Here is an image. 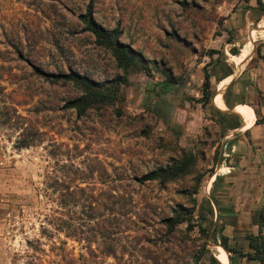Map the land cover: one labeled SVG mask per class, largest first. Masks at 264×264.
<instances>
[{
    "label": "rangeland",
    "instance_id": "374dc122",
    "mask_svg": "<svg viewBox=\"0 0 264 264\" xmlns=\"http://www.w3.org/2000/svg\"><path fill=\"white\" fill-rule=\"evenodd\" d=\"M218 1L0 0V264H230L221 246L227 224L216 213L241 193L260 210L247 243L264 241V187L234 186L243 173L231 168L239 157L227 155L240 116L198 102L199 64L210 62V46L221 51L206 42L211 21L223 28ZM89 6L137 52L128 74L81 20ZM263 46L254 43L256 59ZM251 50L243 47L247 58ZM222 71H212L215 92ZM69 73L106 94L127 81L113 101L79 116L65 104L82 86L54 76ZM242 108L256 117L252 106ZM190 156L187 174L142 181ZM177 216L189 221L171 227ZM234 240L227 238L230 250L243 247ZM239 251L234 261L256 264L253 250Z\"/></svg>",
    "mask_w": 264,
    "mask_h": 264
},
{
    "label": "crops",
    "instance_id": "0c3cea01",
    "mask_svg": "<svg viewBox=\"0 0 264 264\" xmlns=\"http://www.w3.org/2000/svg\"><path fill=\"white\" fill-rule=\"evenodd\" d=\"M262 1L264 3V0ZM214 7L217 17L222 20L223 28L219 27L216 21H211L213 26L209 29L211 32L208 33L206 42L209 46L212 43L222 44L221 51L216 46H210L212 47L211 50L220 51L222 53L221 58L233 72L226 77H221V79L216 77V92L211 108L213 107L212 109H215L216 113L227 114L231 112L240 116V124L232 128L236 131L234 137L237 140L229 141L231 154H227L239 157L238 163L232 165L231 168L241 170L243 173L238 175L234 186L264 187V52L263 56L258 59L255 58L253 52L254 43H264V11L259 8L257 0H219ZM239 42H242L243 47L246 44H252V50L248 58L243 52V47L238 45ZM227 46L231 47L230 52ZM236 47H238V53L233 54L232 49ZM215 55L213 59L209 56L210 62H202L199 67H202L203 71L207 67L213 73L214 67L218 66L215 61L219 54ZM221 74L225 73L222 71ZM230 76L231 78L227 80ZM229 91L233 94L232 99H228L227 94ZM226 99L231 107L228 106ZM243 104L252 106L256 117L252 111L243 109ZM220 105L225 106L226 110L219 108ZM237 105L239 108L235 110ZM201 107L205 108L202 104ZM244 118L251 121L248 122L249 126L245 127ZM258 120L260 121L257 122ZM232 135L233 133H230L225 139H229L227 137ZM249 154L254 159L248 161ZM235 172L236 170L233 173ZM228 198L234 204H220L216 213L217 219L222 220L223 218L227 224L221 235L227 238L234 237V243H242L243 247L246 248L247 246L249 250H252L250 243H247L246 232L255 233V228L258 226L260 210L255 202L256 197L241 193ZM251 202L255 203L253 207L249 205ZM243 203L246 205L242 207L241 204ZM234 232L237 237L234 236ZM243 247L238 246V249L234 248L231 249L232 251L227 252L230 264H249L248 261L244 262V259H241L242 256L239 260L234 261L236 254L233 253H240L239 250H242ZM251 261L259 264L258 260L251 259Z\"/></svg>",
    "mask_w": 264,
    "mask_h": 264
},
{
    "label": "trees",
    "instance_id": "16d2710c",
    "mask_svg": "<svg viewBox=\"0 0 264 264\" xmlns=\"http://www.w3.org/2000/svg\"><path fill=\"white\" fill-rule=\"evenodd\" d=\"M259 8L261 11H264V4L262 0H257ZM81 20L86 24V27L89 31H91L97 38V42L110 49L115 58L117 59L119 65L123 68L125 74L129 73V69L133 66L134 61L137 59L138 54L135 52V50L130 47L129 45L123 43L120 40V34L118 28L115 29H107L101 24L97 23L93 18V9L92 6L88 7V11L80 16ZM233 54H237L238 50L232 49ZM215 54H219V57L215 61L217 65H224V73L218 79H221V77H226L230 74H232V69L223 61L221 58L222 53L218 50H210L209 56L211 59H213ZM146 73H148L149 66H147L143 62V68ZM215 75L214 73H211L207 67L204 68V81L202 85V97L198 99V102L202 104L203 107H206L210 102H212L215 91L212 85V76ZM56 78L60 79H70L75 81L79 86H82L84 94L81 96L72 99L68 101L65 104L66 108L70 109H76L79 116H82L85 114V111L87 108L95 105L97 102H111L114 99V96L116 93L119 92V87L121 83H125L127 81L126 78H119L118 85H116V90L112 93H103V85L97 84L96 82L88 80L86 77H81L75 73H69V74H59L54 75ZM167 77L169 79V82H173L172 78L169 73H167ZM231 78L228 77L227 80ZM121 79V80H120ZM175 83V82H174ZM169 84H166V88L168 89ZM227 104L229 107L230 104L228 100L226 99ZM219 108L226 110L225 106L220 105ZM239 106L237 105L235 107V110L238 109ZM220 114L225 115L224 113L220 112ZM258 120L257 122H259ZM239 122H235L231 124V128L237 127L239 125ZM31 145L30 142H26L22 145V147H27ZM195 161L194 156H190L186 159H183L181 162L175 163L172 166L166 167V168H160L158 170H153L147 174H145L142 177V181H154L158 180L162 184H165L166 182H169L177 177H180L182 175H185L189 172L191 166L193 165ZM189 221L186 216H177L176 218H169L167 222L171 227H174L178 223H183ZM223 241L221 242V246L227 250L231 251L228 247L226 241L227 237L223 236ZM249 243L251 249L254 251V254H249L250 259L258 260L260 264H264V241L258 242L256 239L252 238V236L249 237ZM253 255V256H251Z\"/></svg>",
    "mask_w": 264,
    "mask_h": 264
},
{
    "label": "bare ground",
    "instance_id": "6f19581e",
    "mask_svg": "<svg viewBox=\"0 0 264 264\" xmlns=\"http://www.w3.org/2000/svg\"><path fill=\"white\" fill-rule=\"evenodd\" d=\"M259 34H260V33H259ZM250 119H251V118H250ZM249 121H250V120H249ZM249 121H248V122H249ZM248 122L246 123L245 127H246V126H249V123H248ZM250 122H251V121H250ZM251 126H252V125H251Z\"/></svg>",
    "mask_w": 264,
    "mask_h": 264
}]
</instances>
